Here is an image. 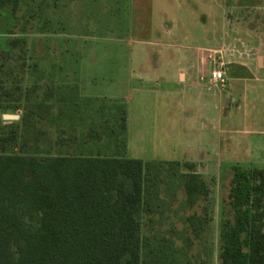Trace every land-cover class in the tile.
Masks as SVG:
<instances>
[{
	"label": "rangeland",
	"instance_id": "1",
	"mask_svg": "<svg viewBox=\"0 0 264 264\" xmlns=\"http://www.w3.org/2000/svg\"><path fill=\"white\" fill-rule=\"evenodd\" d=\"M66 103L82 107L75 137L60 136ZM0 154L143 161L141 264H219L234 170L264 169V0L0 9ZM191 174L207 188L195 204Z\"/></svg>",
	"mask_w": 264,
	"mask_h": 264
},
{
	"label": "trees",
	"instance_id": "2",
	"mask_svg": "<svg viewBox=\"0 0 264 264\" xmlns=\"http://www.w3.org/2000/svg\"><path fill=\"white\" fill-rule=\"evenodd\" d=\"M144 170L124 157L0 154V264H141ZM184 189L191 204L207 197L199 175ZM228 199L219 264H264V169H235Z\"/></svg>",
	"mask_w": 264,
	"mask_h": 264
},
{
	"label": "crops",
	"instance_id": "3",
	"mask_svg": "<svg viewBox=\"0 0 264 264\" xmlns=\"http://www.w3.org/2000/svg\"><path fill=\"white\" fill-rule=\"evenodd\" d=\"M87 106V105H86ZM79 109H82L81 105H72V107L69 104H60L59 107H57L58 112L56 113V119H57V124L58 126H62L64 129L60 130V136L63 137H69V135L71 134L72 137H75V134H73V132L70 131H66L65 123H71L73 120L76 119V115ZM70 110H72L70 112ZM66 121V122H64ZM67 141H65L66 143ZM63 143V141L61 143H59L58 148H63L66 144ZM74 143V141L72 142V144ZM48 156H72L71 154H56V155H48Z\"/></svg>",
	"mask_w": 264,
	"mask_h": 264
},
{
	"label": "built area",
	"instance_id": "4",
	"mask_svg": "<svg viewBox=\"0 0 264 264\" xmlns=\"http://www.w3.org/2000/svg\"><path fill=\"white\" fill-rule=\"evenodd\" d=\"M211 79L217 84H220L221 87L226 86V79L224 72L220 69H215L211 72Z\"/></svg>",
	"mask_w": 264,
	"mask_h": 264
}]
</instances>
